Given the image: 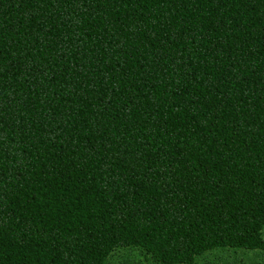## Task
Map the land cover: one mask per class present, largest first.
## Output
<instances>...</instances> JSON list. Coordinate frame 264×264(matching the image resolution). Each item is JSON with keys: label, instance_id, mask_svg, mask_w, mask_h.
Returning a JSON list of instances; mask_svg holds the SVG:
<instances>
[{"label": "trees", "instance_id": "16d2710c", "mask_svg": "<svg viewBox=\"0 0 264 264\" xmlns=\"http://www.w3.org/2000/svg\"><path fill=\"white\" fill-rule=\"evenodd\" d=\"M264 254V0H0V264Z\"/></svg>", "mask_w": 264, "mask_h": 264}, {"label": "rangeland", "instance_id": "374dc122", "mask_svg": "<svg viewBox=\"0 0 264 264\" xmlns=\"http://www.w3.org/2000/svg\"><path fill=\"white\" fill-rule=\"evenodd\" d=\"M108 264H148L137 251L115 252ZM195 264H264V254L252 252H216L199 258Z\"/></svg>", "mask_w": 264, "mask_h": 264}]
</instances>
